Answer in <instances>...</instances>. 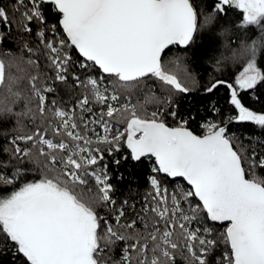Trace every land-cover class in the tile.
I'll return each mask as SVG.
<instances>
[{
    "label": "snow or ice",
    "instance_id": "obj_1",
    "mask_svg": "<svg viewBox=\"0 0 264 264\" xmlns=\"http://www.w3.org/2000/svg\"><path fill=\"white\" fill-rule=\"evenodd\" d=\"M209 8L199 0L0 3V45L19 37L28 54L0 56V137L8 144L0 147V189H12L0 195V255L11 252L13 264H174L180 251L187 264H264V178L256 174L264 168V107L244 98L264 105V0H213ZM230 8L242 14L235 28L243 35L216 61L218 70L229 63V75L200 85L183 56L162 60L172 46L187 52L201 33L227 35L221 21ZM249 28L258 32L250 41ZM156 81L168 87L163 98L152 90ZM57 82L82 89L75 107L49 99ZM221 87L232 114L206 120L204 134H196L194 117H178L174 96ZM136 93L145 94L143 103L133 102ZM148 103L158 106L149 112ZM208 107L220 112L214 101ZM10 118L15 126L5 127ZM23 119L34 125L31 133ZM232 122L258 133L244 144L229 134ZM122 149L127 154L116 158ZM106 154L117 166L150 162V191L139 210L128 198L117 206ZM28 164L42 165V177L23 180ZM216 223L225 228L214 235ZM218 241L225 247L210 260ZM117 242L121 255L113 259Z\"/></svg>",
    "mask_w": 264,
    "mask_h": 264
},
{
    "label": "trees",
    "instance_id": "obj_2",
    "mask_svg": "<svg viewBox=\"0 0 264 264\" xmlns=\"http://www.w3.org/2000/svg\"><path fill=\"white\" fill-rule=\"evenodd\" d=\"M12 0H0V3H11ZM201 7L204 9L205 13H207L210 8L209 6L213 3V0H199ZM241 13L234 9H228V18L226 20H222L221 23L229 27L231 31L225 35H219L221 31L220 28L216 29V33L210 39L204 33H201L200 37L197 39L196 44L192 46L187 52L180 46L171 47V51H166L167 55L163 56L162 60L167 61L176 56H183L184 63L187 66L188 71L194 76L200 83V85L206 84L213 77H222L230 74L229 63L225 61L221 68L218 70L216 61L223 56L230 55V48L235 47V44H232L231 41L236 38L238 34L243 35V33H238L235 25L239 23L241 19ZM47 21L49 24L55 23V17L49 15L47 17ZM34 27V26H33ZM35 30V27H34ZM246 33L244 38L250 41L253 38L258 36V32L255 28H249L243 30ZM25 39L35 40L36 38L29 37L27 33H21ZM61 35L63 33L61 32ZM19 37L16 40H6L4 44L0 45V56L5 58L6 60L12 59L13 56L19 57L23 55L25 59H27V53L21 52L22 44L18 43ZM228 42L229 47H225V42ZM239 43V41H237ZM6 53H10V55H5ZM73 59L79 61L81 57H79L78 52L76 50H72ZM20 67L22 69L32 71L29 69L27 64H21ZM78 70V69H77ZM11 71L13 73L17 72L16 68H12ZM71 71V69H70ZM95 71V70H94ZM231 71H236L235 68L231 69ZM73 82L71 78H69L68 85H71ZM151 83V82H150ZM57 89L55 94H49V99L55 98L57 101V105L66 109H70L75 107L76 101L78 99L77 93H80L82 89H73L67 87L65 84H61L57 82L55 84ZM152 90L157 97L163 98L164 95L168 92V87L160 85L158 81L152 84ZM228 90L224 87H221L217 92L212 95H204L202 92V88H198L196 91H193L188 94H178L174 96V99L178 102L179 107L176 109L178 113V117L183 119H188L189 115L194 117V119L189 120V126L191 129L198 135L204 134V128L202 125L205 121H220L225 119L226 113L232 114L230 110V105L227 103L228 100ZM145 94L136 93L133 96V102L136 100H140L141 103L144 102ZM245 102L254 108H261L264 105H261L255 101L247 94H244ZM214 101L216 106L220 109L219 113H214L208 107L209 102ZM158 105L155 103H148L146 105L147 110L150 112L154 110ZM95 111V108H94ZM166 122L169 125H175L176 121H174L170 116L165 114ZM24 125V133H31L34 130V125H32L27 119H23ZM5 127L11 128L15 126L14 118H10L7 121L2 122ZM229 134H234L243 140L244 144H248L247 137L252 133H258V130L250 123H237L232 122L228 126ZM21 143V147H29V144ZM8 144L5 142L3 137H0V147H7ZM101 148L104 145H100ZM122 154H127L126 149H122L121 152L115 153L116 158H120ZM44 158H41L43 160ZM106 161L108 163V171L112 175V183L116 188L114 198L117 201V206L121 204V201L128 198L129 203H135L137 210H139L141 204L143 203V197L147 195L148 191H150V185L147 182V176L150 174L149 165L150 162L145 164H135L131 160L121 161L120 165H115L112 163V157L106 154ZM28 171L25 176L22 178L26 181L36 180L42 177L43 175V167L36 166L32 164H28ZM51 174V173H50ZM257 176L264 178V168L256 169ZM121 176L123 179H121ZM18 184L21 181L17 182ZM171 184V181L169 182ZM180 183L184 184L187 187L186 183L180 181ZM11 187L7 189H0V195H7L11 191ZM130 191L133 193L132 196H129ZM103 214L104 210L100 209ZM130 211V210H129ZM139 226V225H138ZM214 235H217L219 232H223L225 225L215 224ZM123 246V242H117L113 246V259H119L121 255V249ZM225 246L218 241L217 248L213 249L212 255L209 258L210 260L213 258H219L223 248ZM185 253H181L177 251L175 253V262L174 264H187V261L184 259ZM0 264H13V255L11 252H5L3 255H0Z\"/></svg>",
    "mask_w": 264,
    "mask_h": 264
},
{
    "label": "rangeland",
    "instance_id": "obj_3",
    "mask_svg": "<svg viewBox=\"0 0 264 264\" xmlns=\"http://www.w3.org/2000/svg\"><path fill=\"white\" fill-rule=\"evenodd\" d=\"M94 127H96V131L97 132H102L103 131L102 128H100L99 126L94 125Z\"/></svg>",
    "mask_w": 264,
    "mask_h": 264
},
{
    "label": "water",
    "instance_id": "obj_4",
    "mask_svg": "<svg viewBox=\"0 0 264 264\" xmlns=\"http://www.w3.org/2000/svg\"><path fill=\"white\" fill-rule=\"evenodd\" d=\"M173 47V46H172ZM167 51V50H166ZM162 58H163V56H162ZM217 224H220V223H217Z\"/></svg>",
    "mask_w": 264,
    "mask_h": 264
}]
</instances>
